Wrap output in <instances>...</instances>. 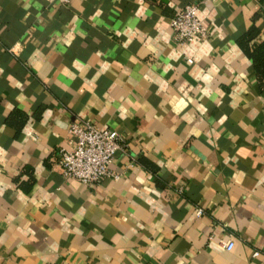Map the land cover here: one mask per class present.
Returning a JSON list of instances; mask_svg holds the SVG:
<instances>
[{
    "label": "crops",
    "instance_id": "1",
    "mask_svg": "<svg viewBox=\"0 0 264 264\" xmlns=\"http://www.w3.org/2000/svg\"><path fill=\"white\" fill-rule=\"evenodd\" d=\"M193 2L209 36L180 44ZM263 10L0 0V264H264V90L238 44ZM75 118L123 136L119 178L64 176Z\"/></svg>",
    "mask_w": 264,
    "mask_h": 264
},
{
    "label": "built area",
    "instance_id": "2",
    "mask_svg": "<svg viewBox=\"0 0 264 264\" xmlns=\"http://www.w3.org/2000/svg\"><path fill=\"white\" fill-rule=\"evenodd\" d=\"M68 4L71 0H59ZM198 4L193 2L178 9L170 20L172 36L178 43L184 44L194 39L205 40L209 36L208 27L198 15ZM68 131L74 137L71 148H60L59 164L65 177L78 178L86 184H93L105 176L113 179L120 172L110 168L116 152L124 146V138L116 129L100 126L91 119L75 118ZM203 212L198 209V214ZM234 241L227 240L225 247L232 249ZM261 250L255 249L252 256H258ZM264 252V249L262 250Z\"/></svg>",
    "mask_w": 264,
    "mask_h": 264
},
{
    "label": "trees",
    "instance_id": "3",
    "mask_svg": "<svg viewBox=\"0 0 264 264\" xmlns=\"http://www.w3.org/2000/svg\"><path fill=\"white\" fill-rule=\"evenodd\" d=\"M259 1L264 9V0ZM260 16H264V10L263 13L256 14L254 20ZM262 34H264V30L256 24V21H254L251 27L238 38V44L242 47L245 54L252 60L257 75L258 85L261 90H264V37L258 40Z\"/></svg>",
    "mask_w": 264,
    "mask_h": 264
}]
</instances>
